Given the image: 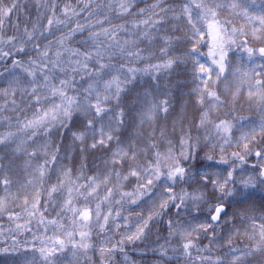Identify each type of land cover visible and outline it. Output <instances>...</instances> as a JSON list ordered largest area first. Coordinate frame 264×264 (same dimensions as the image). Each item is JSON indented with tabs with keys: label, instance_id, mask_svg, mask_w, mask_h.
<instances>
[{
	"label": "snow or ice",
	"instance_id": "snow-or-ice-1",
	"mask_svg": "<svg viewBox=\"0 0 264 264\" xmlns=\"http://www.w3.org/2000/svg\"><path fill=\"white\" fill-rule=\"evenodd\" d=\"M0 237V264H264V0H0Z\"/></svg>",
	"mask_w": 264,
	"mask_h": 264
},
{
	"label": "trees",
	"instance_id": "trees-1",
	"mask_svg": "<svg viewBox=\"0 0 264 264\" xmlns=\"http://www.w3.org/2000/svg\"><path fill=\"white\" fill-rule=\"evenodd\" d=\"M148 3H153L155 2V0H147ZM168 3L169 4H172V5H179L181 3V0H168ZM141 7L143 5H140ZM170 16L172 15L171 13L169 14ZM184 21H180V20H173L170 24L168 25H165L166 28H171L173 27V25H177L179 24L180 25V28L178 31H172L171 33H168L170 35H173V36H182L183 35V32H184ZM240 23H242V21H238L237 22V25H239ZM165 33H161V35H164ZM259 46V45H257ZM141 47H144V45H141ZM179 47L183 48V45H180ZM202 51H207V46H205L203 49H201ZM145 55H148V53H144ZM239 63V61H235L234 59V66L237 65ZM177 82H179L177 84ZM140 83H143L142 81ZM171 83L172 85L174 86V88L176 89L175 91H173L171 93V95L173 96L174 98V103L177 104V110L178 112L180 113H186L187 116L189 118H192L193 116H196L198 117L199 116V113L197 112V105L195 103V97H190L189 96V91L195 87V85L192 83V79H191V74H190V69H189V73L187 75V78L183 77V76H180V77H177V76H173L172 79H171ZM135 91H133V97L135 96ZM131 99V98H129ZM244 108L247 110V104L244 105ZM202 111V109H201ZM241 115H244V116H248L250 114H248L247 112L245 111H242L240 113ZM57 139H59L57 137ZM113 148H115V145H113ZM97 156L101 155V153H96ZM81 156L82 154H77L76 156V161L79 162L80 159H81ZM92 157L90 156L89 157V160H91ZM254 159V158H253ZM251 163V161H250ZM92 173L89 172L88 175H91ZM135 183V181H133V184ZM125 190H130V189H125ZM165 220L168 219V217H165L164 218ZM160 235H165L166 232L162 231L161 233H159ZM119 237H117L118 239ZM0 239H3V237H0ZM30 239V237H29ZM153 239H155V237H153ZM246 238H239L238 240V243H246ZM208 241L206 239L200 241V246H203L204 244H207ZM218 243H223V241H219ZM142 250V249H141ZM226 250V249H225ZM217 255H219V253H217ZM130 259H133L136 261V264H140V257L139 256H131Z\"/></svg>",
	"mask_w": 264,
	"mask_h": 264
},
{
	"label": "rangeland",
	"instance_id": "rangeland-1",
	"mask_svg": "<svg viewBox=\"0 0 264 264\" xmlns=\"http://www.w3.org/2000/svg\"><path fill=\"white\" fill-rule=\"evenodd\" d=\"M224 87H225V84H221V85H220V88H221V89H223ZM241 103H244V98H243V97L241 98ZM245 104H246V103H245ZM245 104H244V105H245ZM244 111L247 112V113L250 114V115L252 114V113H250V112H249L248 110H246V109H245Z\"/></svg>",
	"mask_w": 264,
	"mask_h": 264
}]
</instances>
